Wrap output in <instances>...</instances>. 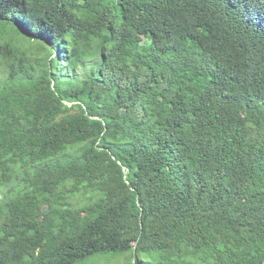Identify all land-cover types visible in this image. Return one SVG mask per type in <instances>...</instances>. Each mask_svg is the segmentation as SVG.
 I'll return each instance as SVG.
<instances>
[{"label":"trees","instance_id":"16d2710c","mask_svg":"<svg viewBox=\"0 0 264 264\" xmlns=\"http://www.w3.org/2000/svg\"><path fill=\"white\" fill-rule=\"evenodd\" d=\"M0 189V264H264V0H0Z\"/></svg>","mask_w":264,"mask_h":264},{"label":"rangeland","instance_id":"374dc122","mask_svg":"<svg viewBox=\"0 0 264 264\" xmlns=\"http://www.w3.org/2000/svg\"><path fill=\"white\" fill-rule=\"evenodd\" d=\"M17 39H18L19 41H22V39H21L20 36H19ZM32 43L36 44L37 41L35 40L34 42H31V44H32ZM6 191H7L6 189H5V190H1V189H0V196L2 195V193L6 192ZM81 200H82V202H85V201H86L85 198H82ZM119 258H120V257H116V258H114V259H112V260H110V261H107L106 264H113V263L115 264V263H117V261H118Z\"/></svg>","mask_w":264,"mask_h":264}]
</instances>
